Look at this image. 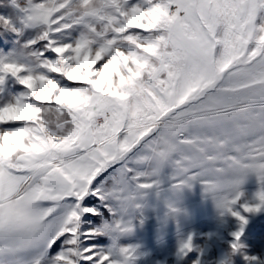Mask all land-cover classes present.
<instances>
[{
  "label": "snow or ice",
  "instance_id": "obj_1",
  "mask_svg": "<svg viewBox=\"0 0 264 264\" xmlns=\"http://www.w3.org/2000/svg\"><path fill=\"white\" fill-rule=\"evenodd\" d=\"M26 3L36 36L0 55V86L25 89L0 99V264H124L122 218L165 167L173 191L203 183L239 241L240 178L264 185V0ZM89 196L111 223L85 230ZM103 235L111 247L90 243Z\"/></svg>",
  "mask_w": 264,
  "mask_h": 264
},
{
  "label": "rangeland",
  "instance_id": "obj_2",
  "mask_svg": "<svg viewBox=\"0 0 264 264\" xmlns=\"http://www.w3.org/2000/svg\"><path fill=\"white\" fill-rule=\"evenodd\" d=\"M26 6L27 3L21 5V9ZM20 18L22 21L26 18L23 11L20 12ZM12 52L13 51L9 48L0 47V55H6ZM49 58L54 59L52 56H49ZM4 87L5 84L0 87V99H4L3 95L5 94V91L6 96L4 100L25 92L24 88L17 90L13 87H8L7 89ZM245 181L247 186L239 189V207L235 204L232 209L247 220V223L243 225V234L239 241L235 239L234 234L241 231L242 225L240 221L222 208L215 217L207 221L205 224L188 227L155 245L152 244L153 247H150V249H144L141 245L136 247L134 241H131L130 243H125V241H123L121 247H119V242L116 241L117 247L134 250L132 258L127 260V262H129L128 264H230L222 256L215 244L216 241H226L231 245H239L235 250L241 264H264V244L259 242V240H264V230L258 231V224L262 220L260 217L264 215V205H262L258 199V194L264 190V185L261 184L257 175L253 172H249L246 175ZM193 196V193L188 191L187 195H179L178 203L175 205L160 202L158 205L159 209L164 213H161V216L165 218L166 214L180 215L177 209L184 207L185 210L187 203L193 200ZM233 198L234 197L231 195L230 199ZM245 205L249 207H259V210L257 212L247 213L244 211ZM81 206L95 208L99 212V215H86L82 217V219H86L84 222V225L86 223V228L97 223H100L101 226L103 222H107L105 213L101 211V207L103 206L95 197L89 196L82 202ZM133 211L138 214V218L141 219L143 214L142 212H139V208ZM145 222H149V219L146 218ZM158 237L157 231L154 233L150 232L147 239L153 241L157 240L156 238ZM103 239H106V246ZM101 240L103 241L101 242ZM90 243H95L99 247L107 249L111 247L113 240L111 236L103 235ZM100 243H104V245H101ZM186 243H190L191 251L185 250V252L182 253L181 249ZM59 250L50 255V258L54 257ZM120 259L122 260V258ZM124 264H126V262Z\"/></svg>",
  "mask_w": 264,
  "mask_h": 264
},
{
  "label": "crops",
  "instance_id": "obj_3",
  "mask_svg": "<svg viewBox=\"0 0 264 264\" xmlns=\"http://www.w3.org/2000/svg\"><path fill=\"white\" fill-rule=\"evenodd\" d=\"M172 175V168L165 167L159 178V195L155 190L149 191L143 197V199L140 200L139 212H142L143 214L142 217L140 216L141 219L138 218V214H136L133 210H130L122 218L125 223H131V231L118 236L116 241L119 242V247H121L123 241H125V243L134 241L136 247L141 245L144 249H150V247H153L152 244L155 245L158 242L165 240L168 237H171L188 227L197 225L201 221H209L210 219L215 217L216 214L222 209L219 206L217 197L213 194L207 193L205 191L203 183L199 181H192L190 185H187L178 191H173L172 186L174 184V181L171 179ZM240 179L243 183L241 182L239 189H242L247 186V184L245 183L246 176H243ZM188 191H191L193 193V200L187 203L185 210L184 207H182L181 209H177L180 215L166 214L165 218L161 216V213L163 212L161 211V209H159L158 206L160 202L175 205L176 203H178L179 195H187ZM225 194L228 195V198L230 199L231 194ZM146 218L149 219V222H145ZM109 219L111 223L113 217L109 216ZM85 221L86 219L83 218V225ZM85 225V230H87ZM93 226L98 228L100 227V224H95L89 227ZM156 231L159 236L158 238H156L157 240H148L147 238L149 237L150 232L154 233ZM104 243L106 246V241ZM104 243L100 244L104 245ZM125 262L126 264L129 263L127 261Z\"/></svg>",
  "mask_w": 264,
  "mask_h": 264
},
{
  "label": "trees",
  "instance_id": "obj_4",
  "mask_svg": "<svg viewBox=\"0 0 264 264\" xmlns=\"http://www.w3.org/2000/svg\"><path fill=\"white\" fill-rule=\"evenodd\" d=\"M36 2H39V0H36ZM25 3L26 0H0V47L9 48L12 51L18 50L23 44L32 40L36 36V31L34 29L27 28L24 26V24L21 23L22 20L20 18V12H21L20 9L22 8L21 5ZM4 19L10 20L12 25L16 28L17 31L13 32L11 28H5L2 24V21ZM74 34L75 33H73V35ZM49 56H51V54H49ZM62 83L67 84V81H62ZM8 87L9 88L13 87L14 89L17 90L23 88V86H21L15 79L10 77L6 78L4 88L7 89ZM5 96H6V91L5 94L3 95L4 99ZM239 204H240V200H238L236 205L239 207ZM101 211L105 213V218L107 222L110 223V219H109L110 215L107 213V211H105L104 207H101ZM260 219L262 220L258 224L259 227L258 231L264 230V215H262ZM206 222L207 221H201L198 224H205ZM99 224L97 223L96 225ZM103 240H101V242ZM259 242L264 244V240L261 241L259 240ZM215 244L219 252H221L222 256L225 258V260L228 263L241 264L237 257L236 250L233 249L232 247L233 245L227 243L226 241H216ZM57 250H59L58 247L52 248L49 253V257Z\"/></svg>",
  "mask_w": 264,
  "mask_h": 264
},
{
  "label": "clouds",
  "instance_id": "obj_5",
  "mask_svg": "<svg viewBox=\"0 0 264 264\" xmlns=\"http://www.w3.org/2000/svg\"><path fill=\"white\" fill-rule=\"evenodd\" d=\"M218 203H220V201H218ZM133 210H135V209H133Z\"/></svg>",
  "mask_w": 264,
  "mask_h": 264
}]
</instances>
